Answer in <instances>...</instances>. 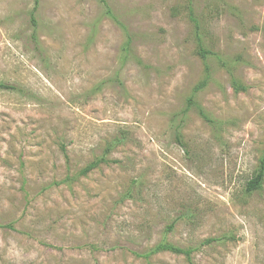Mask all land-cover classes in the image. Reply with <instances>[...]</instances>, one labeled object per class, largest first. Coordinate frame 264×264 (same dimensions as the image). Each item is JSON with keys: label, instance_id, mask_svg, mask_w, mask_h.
Wrapping results in <instances>:
<instances>
[{"label": "rangeland", "instance_id": "rangeland-1", "mask_svg": "<svg viewBox=\"0 0 264 264\" xmlns=\"http://www.w3.org/2000/svg\"><path fill=\"white\" fill-rule=\"evenodd\" d=\"M35 1L0 0V264H264V0Z\"/></svg>", "mask_w": 264, "mask_h": 264}, {"label": "trees", "instance_id": "trees-1", "mask_svg": "<svg viewBox=\"0 0 264 264\" xmlns=\"http://www.w3.org/2000/svg\"><path fill=\"white\" fill-rule=\"evenodd\" d=\"M38 9V0L35 1V6L33 9V15L36 12V10ZM33 22L35 27H37V21L35 16L32 17ZM33 39L37 42L38 38L36 36V33H33ZM199 52L202 56V58L204 60L207 59L208 57V50L203 47L200 46ZM225 66H228L229 63L228 62H224ZM210 66L208 64H205V72H206V77L201 81V83L197 86L196 91L204 88L207 85L208 80L210 79ZM235 86L238 89H246V86L243 85L242 83H238L235 81ZM1 89H5V90H16V87L9 85L6 82H0V90ZM196 106L200 112V114L203 116L204 119H206L208 122L212 123V124H216V123H220V121L214 119L212 116H210L202 107L201 105H199L197 103V101L195 100V94L192 95L191 97H189L188 99V104H187V108H191ZM176 139L179 143L183 144L182 139H181V135L180 133H178V131L176 132ZM122 141V138H116L110 145H108V147L105 150V154H108L111 149L116 146L118 144V142ZM108 159L106 158L105 155L96 158L95 160H93L92 162H90L88 165H86L84 168L80 169V171L78 172V175H87L89 172L93 171L94 169L98 168L102 163H107ZM67 180L71 181L74 179V177L72 176H68L66 178ZM264 183V154L260 159L258 168L255 172V174L253 175V177L248 180L247 184H246V191L249 192H253L257 189H260L262 187ZM174 228V223L170 224L167 227V231L169 232ZM214 240V239H213ZM211 239L206 240L205 242H210ZM172 252V253H177V254H185L189 260H191V253H192V249L190 248H183L180 247L172 242H170L167 238V236L165 235L159 242H157L152 248H150L148 251H146L145 253H137L139 256H144L146 258L150 257L151 255L157 254V253H161V252Z\"/></svg>", "mask_w": 264, "mask_h": 264}]
</instances>
